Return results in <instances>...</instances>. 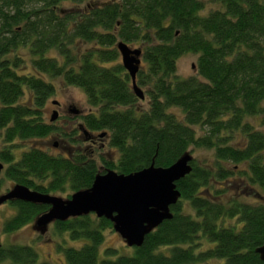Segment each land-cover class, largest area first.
Segmentation results:
<instances>
[{
    "label": "trees",
    "instance_id": "obj_1",
    "mask_svg": "<svg viewBox=\"0 0 264 264\" xmlns=\"http://www.w3.org/2000/svg\"><path fill=\"white\" fill-rule=\"evenodd\" d=\"M207 4L218 8L206 11ZM119 42L141 52L136 85L146 108L118 62ZM190 54L195 75L184 79L177 62ZM54 81L81 90L92 110L79 117L72 145L104 135V155L88 147H71L66 156L30 148L15 161V141L58 132L43 116ZM0 139L4 178L67 199L107 171L127 176L169 168L194 151L211 153L202 162L191 157L190 174L176 183L172 218L131 248V257L108 248L98 260L112 230L103 218L52 223L54 235L83 241L58 248L67 264H264L255 253L264 245V0H0ZM6 204L15 214L4 234L49 209ZM202 239L213 247L196 253ZM36 260L28 246L0 249V264Z\"/></svg>",
    "mask_w": 264,
    "mask_h": 264
},
{
    "label": "water",
    "instance_id": "obj_2",
    "mask_svg": "<svg viewBox=\"0 0 264 264\" xmlns=\"http://www.w3.org/2000/svg\"><path fill=\"white\" fill-rule=\"evenodd\" d=\"M116 49L121 66L130 78L134 96L143 101L144 94L136 85L140 50L131 49L122 42L117 43ZM56 104L53 102V105ZM70 113L80 115L77 110H71ZM57 118L58 113L54 111L49 121L53 123ZM191 160L190 155H185L169 168H155L151 165L127 176L107 171L97 175L89 189L76 192L67 200L14 185L0 196V206L10 201H20L49 207L47 212L35 220L37 230H44L54 222L94 215L97 219L109 221L112 230L125 242L126 247L139 248L145 236L172 218L170 207L176 205L180 198L176 183L190 174ZM2 169L0 163V173ZM255 253L264 263V245L257 248Z\"/></svg>",
    "mask_w": 264,
    "mask_h": 264
},
{
    "label": "rangeland",
    "instance_id": "obj_3",
    "mask_svg": "<svg viewBox=\"0 0 264 264\" xmlns=\"http://www.w3.org/2000/svg\"><path fill=\"white\" fill-rule=\"evenodd\" d=\"M218 8L216 4H207L206 11L213 10ZM205 13V12H203ZM206 14V13H205ZM131 49H137L135 46H129ZM197 56L195 55H186L181 57L177 62V74L181 78H188L195 75V63ZM118 62L121 63L120 57ZM192 66L194 68L192 69ZM56 87L55 95L48 100L45 109H44V121L48 124L53 125L58 131L55 134H52L46 139L43 140H32V141H15V148L13 149V156L15 161H17L22 152L30 148H37L43 150L54 156H66L69 152H73V149L88 147L89 149H94L95 151H102L103 155L107 152L105 141L101 137H96V134L93 135L94 138L89 139L84 146H74L72 141L75 138L80 137V130L78 129L80 124L79 116H74L70 112H67L68 107H71L72 110H77L80 113V116L85 115L92 110L87 106L86 99L81 90L76 88H68L61 84L59 81L53 82ZM144 92L143 89H141ZM53 102L59 104V108L53 105ZM140 108H146V101H139L137 104ZM53 111L58 113V118L50 123V116ZM77 130V135H73V131ZM56 144V147L53 145ZM2 140L0 139V151L2 150ZM71 149V150H70ZM211 153L203 150L194 151L191 153V157L198 162H202L204 159H211ZM0 163L3 165V170L6 168V165L2 161ZM100 166V163H98ZM3 170L0 173V180L2 181L3 188L1 195H4L10 191L14 184L9 182L4 178ZM53 196L59 197L63 200H67L66 195L54 194ZM252 200H248L251 202ZM15 214V210L10 207L8 204H3L0 206V242L2 247H7L11 245L16 246H28L35 250L37 254V260L34 264H40L43 262L51 264H67L64 260L63 253L59 251V247L62 248H78L83 244V241H70L67 238V235L56 236L52 230V224L48 225L44 230H37L35 224L26 226L14 233L4 234L2 232L3 223L10 219ZM232 224L231 226L234 229H239V224L233 221H226L224 225ZM213 247L212 243L207 242V240L202 239L200 242V247L196 250V253L205 251ZM112 248L117 252V256H133V249L126 247L125 242L117 235L113 230H107L104 233V241L98 247V260L104 259L106 256L104 250ZM5 264V263H4ZM207 264H222V261H212Z\"/></svg>",
    "mask_w": 264,
    "mask_h": 264
},
{
    "label": "flooded vegetation",
    "instance_id": "obj_4",
    "mask_svg": "<svg viewBox=\"0 0 264 264\" xmlns=\"http://www.w3.org/2000/svg\"><path fill=\"white\" fill-rule=\"evenodd\" d=\"M54 106H56L57 108H59V104L57 103L56 105H54ZM72 109H71V107H68V109H67V112L69 113L70 111H71ZM54 112V111H53ZM79 117H80V115H79ZM50 122V121H49ZM51 123V122H50ZM78 129H80V126L78 127ZM94 138V137H93ZM53 147H56V144H54L53 145ZM4 165H6V164H4ZM7 166V165H6ZM3 170V169H2ZM5 171V169L3 170V172ZM2 172V171H1Z\"/></svg>",
    "mask_w": 264,
    "mask_h": 264
}]
</instances>
